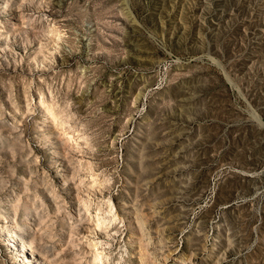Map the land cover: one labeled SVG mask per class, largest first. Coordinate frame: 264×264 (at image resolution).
<instances>
[{"label":"rangeland","instance_id":"rangeland-1","mask_svg":"<svg viewBox=\"0 0 264 264\" xmlns=\"http://www.w3.org/2000/svg\"><path fill=\"white\" fill-rule=\"evenodd\" d=\"M0 264H264V0H0Z\"/></svg>","mask_w":264,"mask_h":264},{"label":"trees","instance_id":"trees-1","mask_svg":"<svg viewBox=\"0 0 264 264\" xmlns=\"http://www.w3.org/2000/svg\"><path fill=\"white\" fill-rule=\"evenodd\" d=\"M228 48H229V45L227 44V50L228 51L226 50V52H227V56L229 57L232 53H231V51ZM224 81H225V79H224ZM225 85L228 87V89L230 90V92L233 93V89L229 86V83H227L225 81ZM222 129H223V125L219 126V132L222 131ZM229 136L230 135H228V134L225 133L224 135H221V137L219 139H221V141H229ZM236 136H237L236 139L240 138L241 137L240 136V132ZM208 159H209L208 156H204L201 159H197V161H200V160L201 161H207Z\"/></svg>","mask_w":264,"mask_h":264}]
</instances>
